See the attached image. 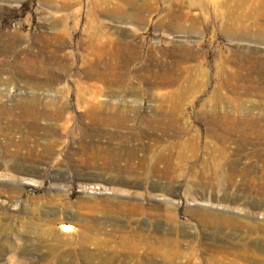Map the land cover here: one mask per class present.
I'll use <instances>...</instances> for the list:
<instances>
[{
    "label": "rangeland",
    "instance_id": "obj_1",
    "mask_svg": "<svg viewBox=\"0 0 264 264\" xmlns=\"http://www.w3.org/2000/svg\"><path fill=\"white\" fill-rule=\"evenodd\" d=\"M207 4L0 0V264L242 263L201 216L244 218L263 167L264 42Z\"/></svg>",
    "mask_w": 264,
    "mask_h": 264
},
{
    "label": "bare ground",
    "instance_id": "obj_2",
    "mask_svg": "<svg viewBox=\"0 0 264 264\" xmlns=\"http://www.w3.org/2000/svg\"><path fill=\"white\" fill-rule=\"evenodd\" d=\"M206 1L208 3L207 5L210 7H217L218 9L221 8V11H218V16L216 17L218 19L224 20V23H222V32L226 36H229L232 39H249L251 38L250 34H252V26H255L256 32L252 34V37L256 38V40L257 38L263 39L264 42V27L260 24L261 20L264 19V0H250L251 3L255 2V5L253 4L248 6V13L244 16L240 14L242 8L241 1L243 3L247 0H224L229 4L232 3V5H224L222 3L215 4L214 0ZM198 5H201V2H199ZM170 16L171 18L174 17L172 14H170ZM241 17L245 21H249L251 25H244V23L241 22ZM186 22L189 23L188 27H185L181 24L180 26L176 27V29L187 33L193 32L197 23L196 20L192 17H186ZM225 23L228 25V27H225ZM228 78L229 76L225 77L224 79L227 80ZM154 82L155 86H158V84L170 86L175 83L174 80L166 76L156 77L154 78ZM252 92H254V90ZM95 120H99L103 124H111L115 126H121L126 122L124 117L119 116L108 117L104 119L95 117ZM150 160L153 161V165L151 166L149 173H152L154 172V168H157L158 162L162 160L161 154L158 153V155H153ZM262 164L263 167L257 172L250 171L246 165L242 166V184L245 187V194L243 198L245 200L241 201L242 203L240 206H242L241 210L244 218L205 214L201 216L202 223L209 224L215 231L223 230L225 229L224 227L228 228L229 231L233 229L243 230L244 239L237 240L240 242V244L236 245L232 243L233 248L237 250L239 249V258L240 261H242L241 264H251V262L254 264H264V221L253 220V217L258 218L261 216L264 218V160L262 161ZM228 177L230 178V175ZM235 238H237L235 234L230 236L231 241ZM163 255L165 258H169L172 256H177V253L170 249L165 251Z\"/></svg>",
    "mask_w": 264,
    "mask_h": 264
}]
</instances>
